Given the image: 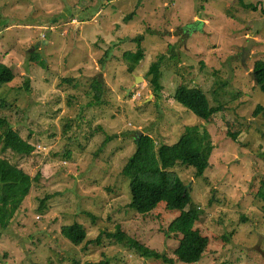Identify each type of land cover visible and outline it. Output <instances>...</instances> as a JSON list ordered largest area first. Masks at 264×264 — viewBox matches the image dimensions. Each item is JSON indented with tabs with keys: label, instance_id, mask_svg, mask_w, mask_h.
I'll return each mask as SVG.
<instances>
[{
	"label": "rangeland",
	"instance_id": "obj_1",
	"mask_svg": "<svg viewBox=\"0 0 264 264\" xmlns=\"http://www.w3.org/2000/svg\"><path fill=\"white\" fill-rule=\"evenodd\" d=\"M244 5L255 11L239 0H0V64L15 76L0 86V115L36 147L32 156L2 157L40 174L2 233L0 264H167L108 239L117 228L183 264L173 255L176 239L165 236L179 213L163 204L135 213L121 170L140 134L156 149L191 126L215 147L201 177L191 167L174 170L210 242L194 264H264V203L256 195L264 192V90L251 75L264 61V0ZM138 45L144 58L131 74L122 56ZM159 58L155 98L146 71ZM97 84L103 98L90 106ZM178 86L200 89L219 111L199 119L175 101ZM73 224L87 232L80 247L60 235Z\"/></svg>",
	"mask_w": 264,
	"mask_h": 264
},
{
	"label": "trees",
	"instance_id": "obj_2",
	"mask_svg": "<svg viewBox=\"0 0 264 264\" xmlns=\"http://www.w3.org/2000/svg\"><path fill=\"white\" fill-rule=\"evenodd\" d=\"M239 2L243 9L255 11L253 6L244 5V0ZM133 41L141 42L140 39H133ZM107 55L108 52L105 56ZM33 57H38L40 63L45 64L41 56L36 54ZM122 58L126 62L127 72L132 74L143 60L144 53L138 45L136 52L124 53ZM161 62L159 58L151 63L146 71L147 83L155 98L159 97L162 91L159 83ZM251 75L255 85L264 90V61L254 63ZM14 78L13 71L6 65L0 64V86L11 84ZM91 92L93 98L89 105L100 104L103 98L101 84L92 86ZM174 99L196 117L207 122L219 111V108L210 105L206 94L196 87L178 86ZM3 107L5 104L1 105V108ZM134 144L135 150L121 170V174L128 180L131 199L129 207L138 215L152 213L161 204L167 211L178 212L179 216L170 224L165 236L173 235L177 241V248L173 252L176 261L183 264L197 263L206 253L210 242L196 229V225L201 220V210L192 204L188 189L174 170L177 166L191 167L194 169L195 177H201L210 166V159L215 148L210 134L207 131H201L197 126H191L185 128L183 136L173 145L159 144L154 149L151 137L145 134L139 139H134ZM0 148L1 241L2 233L10 229L15 216L31 195L35 184L39 183L40 174L32 177L25 170L2 157L7 151L32 156L36 152V147L14 131L8 120L1 115ZM65 156L68 157L69 153ZM256 195L264 203V192H258ZM48 201L49 197L41 201L40 212L45 209ZM60 235L74 247H80L87 239V232L80 224L62 227ZM107 238L114 239L117 244L130 251L133 250L145 261L156 260L174 264V261L164 254L149 250L126 237L119 228L115 234L107 235Z\"/></svg>",
	"mask_w": 264,
	"mask_h": 264
},
{
	"label": "water",
	"instance_id": "obj_3",
	"mask_svg": "<svg viewBox=\"0 0 264 264\" xmlns=\"http://www.w3.org/2000/svg\"><path fill=\"white\" fill-rule=\"evenodd\" d=\"M248 54H249V48L247 49V51L244 52V54H243V56H242V60H243V61L245 60L246 55H248ZM138 78H139V77H136V81H137ZM140 133H141V132H140ZM140 136H141V134L137 137V139H139Z\"/></svg>",
	"mask_w": 264,
	"mask_h": 264
},
{
	"label": "built area",
	"instance_id": "obj_4",
	"mask_svg": "<svg viewBox=\"0 0 264 264\" xmlns=\"http://www.w3.org/2000/svg\"><path fill=\"white\" fill-rule=\"evenodd\" d=\"M172 1H175V0H172ZM41 147H39V149H40Z\"/></svg>",
	"mask_w": 264,
	"mask_h": 264
}]
</instances>
